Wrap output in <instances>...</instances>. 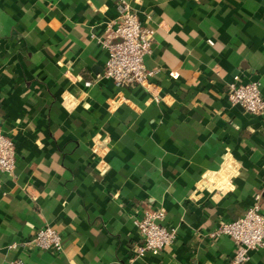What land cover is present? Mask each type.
<instances>
[{
	"label": "crops",
	"instance_id": "obj_1",
	"mask_svg": "<svg viewBox=\"0 0 264 264\" xmlns=\"http://www.w3.org/2000/svg\"><path fill=\"white\" fill-rule=\"evenodd\" d=\"M120 0H0V264H227L209 236L261 195L264 113L233 104L239 75L264 96V0H125L155 30L145 85L103 77L97 38ZM213 41V44L210 43ZM166 210L175 241L137 255L134 218ZM55 227L62 251L10 248ZM243 264H264V248Z\"/></svg>",
	"mask_w": 264,
	"mask_h": 264
},
{
	"label": "built area",
	"instance_id": "obj_2",
	"mask_svg": "<svg viewBox=\"0 0 264 264\" xmlns=\"http://www.w3.org/2000/svg\"><path fill=\"white\" fill-rule=\"evenodd\" d=\"M117 7L118 18L107 24L102 36L95 37L109 51L103 77L110 79L118 87L145 85L156 73L146 65L155 30L143 24L138 11L127 1L120 0ZM210 43L213 44V41L210 40ZM228 97L233 104L241 105L252 114L264 113V96L259 80L243 82L239 75L234 76L233 81L229 83ZM15 167V143L0 130V174H11ZM261 200V195L256 194L254 203L243 216L222 222L209 232L212 238L227 235L235 241V254L227 264H243L248 261L251 250L264 248V213ZM165 217L164 208L148 207L144 209L142 215L134 218L141 237L137 255L159 252L175 241L177 230L163 224ZM9 247L62 251L64 245L60 231L47 225L24 241L14 242ZM10 264L27 263L16 258Z\"/></svg>",
	"mask_w": 264,
	"mask_h": 264
}]
</instances>
